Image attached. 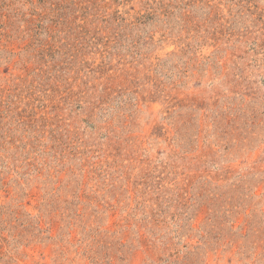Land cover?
<instances>
[{
  "label": "rangeland",
  "instance_id": "374dc122",
  "mask_svg": "<svg viewBox=\"0 0 264 264\" xmlns=\"http://www.w3.org/2000/svg\"><path fill=\"white\" fill-rule=\"evenodd\" d=\"M0 264H264V0H0Z\"/></svg>",
  "mask_w": 264,
  "mask_h": 264
}]
</instances>
